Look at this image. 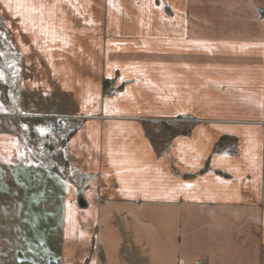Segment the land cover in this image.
<instances>
[{
    "label": "crops",
    "instance_id": "crops-1",
    "mask_svg": "<svg viewBox=\"0 0 264 264\" xmlns=\"http://www.w3.org/2000/svg\"><path fill=\"white\" fill-rule=\"evenodd\" d=\"M0 75V248L264 264V0H0Z\"/></svg>",
    "mask_w": 264,
    "mask_h": 264
},
{
    "label": "built area",
    "instance_id": "built-area-1",
    "mask_svg": "<svg viewBox=\"0 0 264 264\" xmlns=\"http://www.w3.org/2000/svg\"><path fill=\"white\" fill-rule=\"evenodd\" d=\"M44 140L41 162L53 160L59 150H65L71 135L72 125L69 119L60 116L44 117Z\"/></svg>",
    "mask_w": 264,
    "mask_h": 264
},
{
    "label": "rangeland",
    "instance_id": "rangeland-1",
    "mask_svg": "<svg viewBox=\"0 0 264 264\" xmlns=\"http://www.w3.org/2000/svg\"><path fill=\"white\" fill-rule=\"evenodd\" d=\"M10 66V65H9ZM13 67V64L11 65ZM11 70V69H10ZM8 71V74H14L11 73V71ZM14 71V70H13ZM4 75V73L2 74V76ZM1 77V75H0ZM44 137L41 136L39 138V143H40V160H41V155L43 153V147H42V143H43ZM48 163V162H46ZM50 207L53 208V205L50 204ZM56 209V208H55ZM54 210V209H52ZM57 211V210H56ZM55 211V212H56ZM27 213H31L25 210L24 212V216H23V220H24V224L25 227L31 226L27 221ZM39 217H41L42 215H44V212H39ZM40 224H44L46 223V219H40L39 220ZM58 223V221H56L55 225ZM28 232V228L25 229L24 231V235H23V241L21 242H14L13 243V247L8 249L6 251L7 248L3 247L0 248V264H27V263H31V259H35V257L32 254V249H31V244L28 242V240H26L27 237H25L26 233ZM37 254V253H36ZM35 255V253H34Z\"/></svg>",
    "mask_w": 264,
    "mask_h": 264
},
{
    "label": "trees",
    "instance_id": "trees-1",
    "mask_svg": "<svg viewBox=\"0 0 264 264\" xmlns=\"http://www.w3.org/2000/svg\"><path fill=\"white\" fill-rule=\"evenodd\" d=\"M171 133L174 134L175 131H172ZM221 144H222V142H221ZM55 161L57 162V164L59 166H62L64 169H66L67 164H66V162L64 160L62 151H58L57 152V154L55 156ZM27 264H31V263H27Z\"/></svg>",
    "mask_w": 264,
    "mask_h": 264
}]
</instances>
